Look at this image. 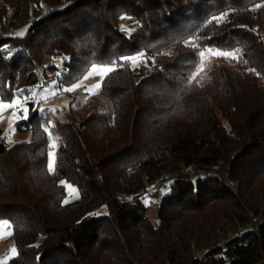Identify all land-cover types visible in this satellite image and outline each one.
Here are the masks:
<instances>
[{"label": "trees", "instance_id": "16d2710c", "mask_svg": "<svg viewBox=\"0 0 264 264\" xmlns=\"http://www.w3.org/2000/svg\"><path fill=\"white\" fill-rule=\"evenodd\" d=\"M60 1L0 0V28ZM125 16L139 24L131 33ZM207 48L239 55L200 82ZM51 55L67 58L60 87L94 64L116 68L80 121L30 102L18 124L28 141L9 146L0 128V218L18 249L5 264H264V0H68L25 37L0 36V101L36 85L29 67ZM176 172L156 224L139 198ZM63 179L78 200L66 201ZM224 229L233 238L220 244Z\"/></svg>", "mask_w": 264, "mask_h": 264}, {"label": "rangeland", "instance_id": "374dc122", "mask_svg": "<svg viewBox=\"0 0 264 264\" xmlns=\"http://www.w3.org/2000/svg\"><path fill=\"white\" fill-rule=\"evenodd\" d=\"M52 5H57L54 2ZM49 5H42V8H47ZM42 9H38L33 6L31 10V17L25 19L22 23L17 21L14 18L13 14H10L4 20L2 27L0 28L1 32L6 33L11 30L15 32V35L19 37H25L29 31L31 22L34 19L41 16ZM219 17H224L219 16ZM138 22L131 17H123L120 22V28L126 33H131L138 27ZM11 33V32H9ZM12 34V33H11ZM189 45H196L194 40L188 41ZM18 50L13 47L4 48L5 56L8 57L10 54L17 52ZM239 55L238 51H223L219 49L207 48L202 50L200 53V66L199 69L192 74V77L199 76L200 82H205L208 80V73L212 64L214 62H219L224 60L229 67L235 68V60ZM59 56H46L41 63L34 66H30L29 69L36 71L38 81L43 80L44 85L24 86L19 88L17 93L11 99L1 100L0 101V128L3 130V137L6 139V142L9 146L13 144L28 141L31 137L30 130H23L18 127L19 121L21 119L28 120L31 116V111L29 107L30 102L35 103L34 109L38 107V104L41 100H44L45 103L40 106V112L44 113L45 116L50 118H59L60 120H67L69 116L76 121H80L88 113V104L93 97H101L99 95V90L102 86V82L108 73L101 75V70L104 68H111L114 70L116 68L115 64H94L92 65L87 73L80 79L77 83L72 86L64 87V92L60 93V87L58 85V78L62 76L64 69H58L55 65ZM154 61L158 57L152 58ZM145 60L143 58L134 59L132 64L134 67L140 66ZM96 69L94 72L93 69ZM99 84L100 87L96 88L95 85ZM73 89L68 91L67 89ZM56 96V99L49 102L47 99L50 97ZM105 106L110 108V103ZM8 104V107L3 105ZM9 136H12L10 139ZM56 154H57V144L56 141L52 138L49 150V162L52 163L53 167L49 172L54 174L56 172ZM49 169V168H48ZM180 172H176L168 175L167 181L161 183L157 182L153 185H149L148 189L140 196V200L148 207L147 215L155 223H158V212L160 209V204L165 195L169 192V185L171 180L176 176L178 177ZM62 184L67 190V202H73L80 198V192L76 185L70 182L67 179H63ZM153 186V189L150 190V187ZM98 214H106L108 209L106 206H102L96 211ZM12 225L5 219L0 218V264H5L9 262L12 258L16 257L18 254V249L13 238L12 234ZM219 243L223 244L226 240L232 238V232L227 230H219ZM215 245H217L215 243Z\"/></svg>", "mask_w": 264, "mask_h": 264}, {"label": "built area", "instance_id": "2783aa9c", "mask_svg": "<svg viewBox=\"0 0 264 264\" xmlns=\"http://www.w3.org/2000/svg\"><path fill=\"white\" fill-rule=\"evenodd\" d=\"M68 3V0H61L60 1V3L59 4H57V5H49L47 8H42V11H41V16H43V15H45L46 13H48L49 11H53L54 9H56V8H58V7H63V6H65L66 4ZM40 16V17H41ZM35 20V19H34ZM9 32H11L12 33V35H14L15 34V32H12L11 30H9V31H7L6 33H9ZM10 33V34H11ZM3 34H5V33H3V32H1V35H3ZM57 61L55 62V65H56V67L58 68V69H64V67H65V62H66V60H67V58L66 57H64V56H59V57H57V59H56ZM39 86H42V85H44V81L43 80H41V81H39L38 83H37ZM60 87V86H59ZM62 92H64V87H60V93H62ZM54 99H56V96L55 97H53V96H50L47 100L49 101V102H51V101H53ZM45 103V101L44 100H41L40 102H39V104H38V107H40L42 104H44ZM24 119H21L20 121H23ZM27 127L25 126V125H23V130H25ZM9 138L11 139L12 138V136H9ZM168 177V176H167ZM167 181V180H166ZM153 189V186L152 187H150V190H152ZM146 191V190H145ZM145 191H143V193H145ZM248 227H249V225H248ZM233 236V235H232ZM233 238V237H232ZM231 239V238H230Z\"/></svg>", "mask_w": 264, "mask_h": 264}, {"label": "snow or ice", "instance_id": "6c2138e0", "mask_svg": "<svg viewBox=\"0 0 264 264\" xmlns=\"http://www.w3.org/2000/svg\"><path fill=\"white\" fill-rule=\"evenodd\" d=\"M219 19H223V17H220ZM193 47H195V45H193ZM93 71L95 72L96 71V69L94 68L93 69ZM112 71V69L111 68H104V69H102L101 70V75H103L104 73H108V72H111ZM95 87L96 88H99L100 87V85L99 84H97V85H95ZM68 91H71V90H73V89H71V88H69V89H67ZM4 107H8L9 105L8 104H5V105H3ZM47 130V129H46ZM52 167H53V165H52V163L51 162H49V164H48V168H49V170H51L52 169Z\"/></svg>", "mask_w": 264, "mask_h": 264}]
</instances>
